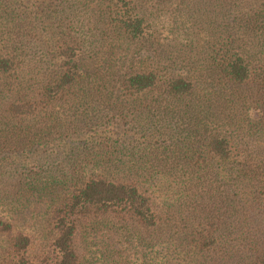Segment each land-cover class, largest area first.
<instances>
[{
  "label": "trees",
  "instance_id": "trees-1",
  "mask_svg": "<svg viewBox=\"0 0 264 264\" xmlns=\"http://www.w3.org/2000/svg\"><path fill=\"white\" fill-rule=\"evenodd\" d=\"M0 264H264V0H0Z\"/></svg>",
  "mask_w": 264,
  "mask_h": 264
}]
</instances>
